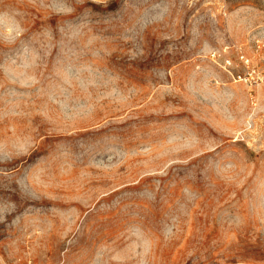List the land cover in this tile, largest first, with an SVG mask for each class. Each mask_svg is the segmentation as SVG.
Here are the masks:
<instances>
[{
    "label": "rangeland",
    "instance_id": "1",
    "mask_svg": "<svg viewBox=\"0 0 264 264\" xmlns=\"http://www.w3.org/2000/svg\"><path fill=\"white\" fill-rule=\"evenodd\" d=\"M0 264H264V0H0Z\"/></svg>",
    "mask_w": 264,
    "mask_h": 264
}]
</instances>
